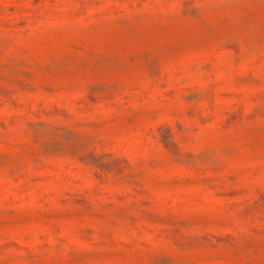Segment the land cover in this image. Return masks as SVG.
I'll list each match as a JSON object with an SVG mask.
<instances>
[{
    "label": "rangeland",
    "instance_id": "1",
    "mask_svg": "<svg viewBox=\"0 0 264 264\" xmlns=\"http://www.w3.org/2000/svg\"><path fill=\"white\" fill-rule=\"evenodd\" d=\"M0 264H264V0H0Z\"/></svg>",
    "mask_w": 264,
    "mask_h": 264
}]
</instances>
